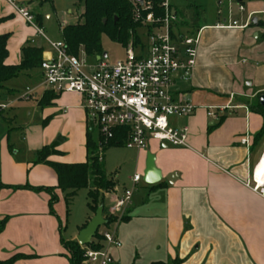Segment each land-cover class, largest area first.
<instances>
[{
	"label": "crops",
	"instance_id": "0c3cea01",
	"mask_svg": "<svg viewBox=\"0 0 264 264\" xmlns=\"http://www.w3.org/2000/svg\"><path fill=\"white\" fill-rule=\"evenodd\" d=\"M247 3V12L241 6L240 12L246 13L242 23L230 18L228 12V16L218 18L212 25L201 24L195 31L181 27L185 30L181 34L186 36L200 31L191 75L174 80L175 91L188 94L195 107L193 114L172 118L170 123L173 128L186 129L187 147L149 140L145 149L135 150L134 174L142 175L145 155L150 152L163 179L144 189L139 183L133 185L132 177L127 178L134 190L120 216L124 220L109 226L120 243L119 248L108 251L111 264H171L175 259L181 264H264V195L260 193L264 180L263 185H258L254 178L264 151V137L253 141L263 124L255 106L258 95L264 92V30L255 26L220 27L231 21L251 23L256 13L264 11L263 0ZM14 20L22 27H13L10 22ZM4 34L10 35L7 66L20 63L21 49L31 40L30 45L43 48L35 30L0 0V35ZM38 74L41 80L39 70ZM244 81H249L246 89L242 87ZM45 91L22 95L6 83L0 91V106L4 108L0 109V223L6 221L0 232V263L23 255L25 258L14 264H69L61 240L76 241L79 233L68 234L67 228L62 229L63 195L59 190H54L57 200L52 214L49 194L32 190L55 187L57 183L50 166L34 163L40 149L54 144L53 129L48 124L53 117L77 128L84 145L79 157L84 161L86 157L87 123L81 99L62 93L50 105L40 106ZM22 100L32 102L25 119L37 116L40 123L25 125L21 130L25 133L24 143L13 133L18 111L6 114ZM210 109H215L217 120L207 117ZM242 140L246 143L242 144ZM57 146L55 149L62 152ZM59 157L51 161L60 162ZM171 173L176 176L170 185L164 177ZM123 191L118 193L115 183L111 193L102 194L103 218ZM138 221L140 225L135 223ZM136 240H141L145 256L142 263L135 260L139 257ZM126 253H130L131 262H124Z\"/></svg>",
	"mask_w": 264,
	"mask_h": 264
},
{
	"label": "built area",
	"instance_id": "2783aa9c",
	"mask_svg": "<svg viewBox=\"0 0 264 264\" xmlns=\"http://www.w3.org/2000/svg\"><path fill=\"white\" fill-rule=\"evenodd\" d=\"M3 1L35 30L37 37L48 44V50L43 51L38 67L45 89L56 94L77 95L82 101L87 125L103 141L112 139L115 129H128L125 143L128 149L143 150L149 140L174 147H187L186 129L173 128L169 119L189 116L195 110L188 94L175 91L174 80L176 77L187 79L191 75L200 31L187 36L174 33L170 26L176 22V18L169 10L168 0H159L163 17H156L149 3L140 8V11L146 12L143 18L139 11L136 12L135 20L144 27L143 39L126 48L123 60L109 62L106 58L92 60L91 63L82 50L74 56L68 53L62 41L49 42L21 0ZM239 11H243L241 6ZM256 14L264 22V11ZM248 25L249 20L244 25L231 21L220 27L243 29ZM29 43L33 44V40ZM0 109L4 108L0 106ZM214 110L210 109L207 117L217 120V113L222 108L217 113ZM241 143L245 144L246 140ZM141 176L134 174L132 184L139 183ZM257 188L255 186L254 190ZM260 193L264 195L263 186L260 187ZM131 196V190L123 191L115 199L111 214L120 219ZM101 233L104 248L100 251L85 250L84 258L88 264H109V249L120 247L114 232Z\"/></svg>",
	"mask_w": 264,
	"mask_h": 264
},
{
	"label": "trees",
	"instance_id": "16d2710c",
	"mask_svg": "<svg viewBox=\"0 0 264 264\" xmlns=\"http://www.w3.org/2000/svg\"><path fill=\"white\" fill-rule=\"evenodd\" d=\"M53 0H40L42 3H52ZM239 6H243L245 2L253 0H232ZM264 1V0H263ZM76 7L82 5V12L80 15L81 22L74 25L59 26L61 32L62 42L64 43L68 53L77 56L80 49L84 52L88 59L95 60L96 57L101 56L104 52L101 46L100 37L106 35L112 42L126 47L127 44L140 43L139 31H143L144 27L141 22L135 20L136 12L139 11L141 18L144 17L146 12L140 11L143 4L149 3L151 12L156 17H163V9L160 7L159 0H142L139 4L136 0H77ZM178 20L172 23L170 27H186L195 30L199 29L202 25L199 23L198 15L203 12L196 6H188L186 10L191 13L190 18H186L185 12L182 10L173 9L169 7ZM204 14V13H202ZM185 16V17H184ZM38 27L41 26L40 16H34ZM180 23V24H179ZM255 26L264 30V22L257 20L256 25L249 23L248 27ZM179 36L183 34L177 33ZM173 38L176 36L171 32ZM9 34L0 35V91L4 88V84L17 78L22 73L37 70L42 60L43 49L35 47L27 43L21 49V60L18 65L7 66L5 60L7 58V41ZM58 97V94L46 90L41 99L39 100L40 106L50 105L53 100ZM255 112L263 119V124L260 131L253 137L256 143L264 137V107H260L258 103L255 106ZM222 119V118H221ZM92 131L90 125H87L85 132V161L81 163H60L51 161L52 157L62 156L60 151L55 149V144L45 146L40 149L36 154L35 164H43L50 166L57 178L55 187L48 188H34V191H45L49 194V209L52 214V205L57 200L54 190H59L63 195V202L66 208L71 203L77 192L83 189H88L87 197L89 200L88 210L95 214L97 208L101 206L104 212L103 193L113 191L115 182L112 179H107L102 169L103 159L101 155L113 147H125L128 139V129H115L113 131V138L103 141L97 134V139L92 138ZM26 188V187H20ZM28 188V187H27ZM102 212V213H103ZM105 225L107 228L115 222L124 220V217L118 219L116 216L104 217ZM5 220L0 223V232L5 226ZM85 225L82 227V229ZM63 247L68 252L69 264H83L85 261V250L100 251L104 248V239L102 233L98 230L95 237L91 242L80 247L76 241L64 242L61 240ZM25 258L23 255H14L8 260L0 264H14L17 260ZM111 264V263H109ZM151 264H166L163 262H154ZM171 264H181L177 259Z\"/></svg>",
	"mask_w": 264,
	"mask_h": 264
},
{
	"label": "rangeland",
	"instance_id": "374dc122",
	"mask_svg": "<svg viewBox=\"0 0 264 264\" xmlns=\"http://www.w3.org/2000/svg\"><path fill=\"white\" fill-rule=\"evenodd\" d=\"M77 0H53L52 3H42L40 4V0H26L27 4H24L25 7L31 13L37 14L40 16L41 22V30L44 37L52 43H56L62 41L61 32L59 26L65 25H74L77 22H81V12L82 5L76 7ZM258 1V0H255ZM260 1V0H259ZM169 6L173 9L182 10L185 12L186 18H190L191 13L189 10H186L188 6H196L199 9L203 10L202 13L198 15V20L200 24L212 25L216 22V20L222 16H228V12L230 18L236 19L240 23L243 22L244 16L246 13H241L238 9V4L231 0H168ZM247 2H245V12H247ZM248 4V3H247ZM70 11V12H69ZM46 15L48 17H46ZM184 16V17H185ZM19 17V16H18ZM21 18V17H20ZM258 20H261V16L256 17ZM22 19V18H21ZM24 22V20L22 19ZM13 23V27L19 28V25L22 27V23L19 21H11ZM25 23V22H24ZM36 23V21H35ZM177 23V22H176ZM26 24V23H25ZM178 24V23H177ZM14 32V30H12ZM174 33H183L185 30L181 27H173ZM140 39H143V31H139ZM261 38H259L260 41ZM100 42L103 51L107 54V60L109 62H116L119 60H123L125 58V51L128 46H130V42L126 47H122L120 44L112 42L106 35H102L100 37ZM41 45L43 46V51L48 50V44L45 40L41 38ZM135 45V44H133ZM82 49H80L81 51ZM88 62H92L91 59L87 58ZM249 81H244L242 87L246 89L248 88ZM22 95L30 94V93H38L45 89L44 85L41 83L38 69L34 71H30L28 74H20L17 78H13L6 82V86H12ZM244 85V86H243ZM31 103L25 100L17 102V104L12 107V109L6 110V114H9L15 111L16 109L18 115L15 123L16 129L14 130V135L17 137L18 141L24 143L25 141V133L21 131L25 128V125L29 124L30 126L39 125V119L37 116H33L29 119H25L26 110L31 109ZM169 123H171V119H169ZM50 127L53 129L54 137L52 139V143L58 145L57 147L62 151V156L59 158L60 162H83L84 159L81 154L83 153L84 145L78 138V130L72 123H68V125L63 121L56 117L52 118V121L48 123ZM23 126V127H21ZM23 139H22V138ZM92 138L94 140L97 139V132L95 130L92 131ZM22 140V141H21ZM61 141V142H60ZM135 150L128 149L126 147L118 146L113 147L110 150H107L101 155L103 159L102 169L104 171V175L107 179H112L116 183L118 193H121L124 189L131 190L133 193L134 188L129 185L127 181L128 177H132L135 170ZM64 154V155H63ZM80 160V161H76ZM140 186L145 187L147 189L149 186L139 182ZM125 191V190H124ZM112 192V191H111ZM108 192V193H111ZM88 189H83L77 192L76 196L73 198L71 203L66 206L62 199L60 200V205L63 212L62 217V229L63 227L68 229V234H77L79 232V228L85 224L87 221V217H90L91 212L88 210V197H87ZM56 203V202H54ZM113 206V205H112ZM111 206V208H112ZM111 208L109 209V215H112ZM107 215V216H109ZM106 217V216H105ZM104 219V218H103ZM140 225L141 222H135ZM114 224V223H113ZM112 224V225H113ZM134 224V225H137ZM111 226V225H110ZM105 228L101 226L98 231L101 233L102 231L111 232V228ZM63 234V233H62ZM64 236V234H63ZM93 240V239H92ZM136 249H138L139 257L135 259L137 263H142L144 259L143 249H141V240L135 241ZM129 252V251H128ZM130 253L124 254V262H131L129 259ZM83 264H88L86 260ZM127 264V263H126Z\"/></svg>",
	"mask_w": 264,
	"mask_h": 264
},
{
	"label": "water",
	"instance_id": "95a60500",
	"mask_svg": "<svg viewBox=\"0 0 264 264\" xmlns=\"http://www.w3.org/2000/svg\"><path fill=\"white\" fill-rule=\"evenodd\" d=\"M139 4H142V0H136ZM251 23L256 25L257 18H252ZM107 54L105 52L102 53L101 56L95 58L96 61L100 59H106ZM249 85V83H248ZM257 103L260 107H264V92L259 94L257 97ZM175 174L171 173L164 177V180L168 184H173V180L175 179ZM163 179L161 171L155 165V156L150 152H147L145 155L144 161V169L141 176V181L148 185L153 186L160 183ZM103 208L99 206L93 215V217L89 220V222L85 225L83 229H81L76 237V242L80 247H84L88 245L91 240L95 237L97 230L105 225V220L102 217ZM111 260H109V263Z\"/></svg>",
	"mask_w": 264,
	"mask_h": 264
},
{
	"label": "bare ground",
	"instance_id": "6f19581e",
	"mask_svg": "<svg viewBox=\"0 0 264 264\" xmlns=\"http://www.w3.org/2000/svg\"><path fill=\"white\" fill-rule=\"evenodd\" d=\"M254 178L257 181L258 185H261L263 183V180H264V151L260 158V161L258 162L255 168Z\"/></svg>",
	"mask_w": 264,
	"mask_h": 264
}]
</instances>
